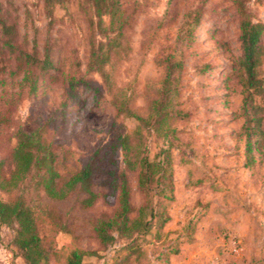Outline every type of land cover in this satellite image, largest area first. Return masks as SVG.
I'll list each match as a JSON object with an SVG mask.
<instances>
[{"label":"rangeland","instance_id":"374dc122","mask_svg":"<svg viewBox=\"0 0 264 264\" xmlns=\"http://www.w3.org/2000/svg\"><path fill=\"white\" fill-rule=\"evenodd\" d=\"M112 4L114 14L100 22L96 11ZM241 11L264 23V0H0V26L15 31L4 34L27 51L48 45L52 61L34 70L35 92L22 89L0 33V160L20 129L39 131L50 146L59 185L120 135L151 160L170 151L169 220L134 241L106 247L98 240L95 225L116 209L101 179L95 189L106 196L86 210L82 192L49 200L37 173L0 194L7 203L25 200L49 264H67L74 250L84 264H264V59L261 90L249 96L238 61ZM100 42L109 58L102 71L90 65ZM166 92L167 107L153 110ZM135 116L148 119L140 131ZM128 176L135 217L144 197L137 173ZM15 235L0 228V264H26Z\"/></svg>","mask_w":264,"mask_h":264},{"label":"trees","instance_id":"16d2710c","mask_svg":"<svg viewBox=\"0 0 264 264\" xmlns=\"http://www.w3.org/2000/svg\"><path fill=\"white\" fill-rule=\"evenodd\" d=\"M233 1L238 2V0ZM96 14L102 22L105 16L114 14L113 4L111 9L106 7L104 10L96 11ZM199 22V14H197L191 25L195 26ZM4 29H10L13 34L15 31L6 25L0 26V33L5 38L2 44L14 56L15 73L23 76L20 86L22 89L28 88L31 93L35 92L37 76L34 70L45 72L52 67L50 48L48 45L45 46L43 53L38 52L36 47L31 51L21 49L16 45L15 38L8 33L4 34ZM239 30L241 49L238 58L239 67L242 71L243 86L249 92L248 95L252 96L254 93H250V90L257 93V90H261L257 69L264 59V23L252 21L244 11H241ZM91 49L90 65L95 70L102 71L109 60L107 50H104L101 42L93 43ZM169 77L168 75L166 82H169ZM164 89L168 90V85H164ZM166 102H169L167 92L157 100L153 110H164L167 107ZM135 118L139 123L138 131H140L148 123V119L139 116ZM261 121L262 119L258 121L257 127L261 125ZM2 124L5 123L0 121V128ZM247 137V151L251 152V135ZM15 141L7 159L0 160V194H12L18 191L32 175L37 173L39 178L37 184L42 187L49 200L64 201L82 192L84 196L82 195L79 200V206L86 210L94 207L100 198L106 196L102 191L95 189L96 182L101 179L105 188L110 189L112 195L116 197V209L113 215L99 220L94 228L98 240L106 247L119 239L134 241L140 236L147 235L156 224H163L169 220L166 203L173 200L174 188L168 149L162 151L165 157L151 160L149 154L142 153L140 144L133 145L128 135H120L109 146L108 151L100 155L97 150L89 161L59 185L60 175L53 166L55 162L53 153L39 131L20 129L15 134ZM120 155L123 158V167L119 160ZM130 172L137 173L138 188L144 197L135 217H131L133 206L128 176ZM153 191H157V195L152 194ZM3 226L15 230L13 242L17 248L16 256L26 264H49V252L43 244L37 223L25 200L19 198L15 202L7 203L0 198V228ZM83 257V251L74 250L69 255L67 264H84Z\"/></svg>","mask_w":264,"mask_h":264}]
</instances>
